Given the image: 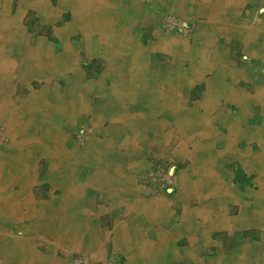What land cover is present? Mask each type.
I'll use <instances>...</instances> for the list:
<instances>
[{"label": "crops", "instance_id": "crops-1", "mask_svg": "<svg viewBox=\"0 0 264 264\" xmlns=\"http://www.w3.org/2000/svg\"><path fill=\"white\" fill-rule=\"evenodd\" d=\"M85 3L103 14L85 23L103 69L85 72V110L49 126L24 103L36 80L0 88V264H264V0ZM5 48L0 85L31 73ZM152 157L173 180L148 195Z\"/></svg>", "mask_w": 264, "mask_h": 264}, {"label": "rangeland", "instance_id": "rangeland-1", "mask_svg": "<svg viewBox=\"0 0 264 264\" xmlns=\"http://www.w3.org/2000/svg\"><path fill=\"white\" fill-rule=\"evenodd\" d=\"M16 7L17 12L11 14L9 19H0V46L9 47L3 50L4 54L9 55L8 59H13L12 52L8 49L18 47L23 65L17 70L24 73L27 69L31 73L26 77H22V74L12 82L1 83L0 88L6 93L13 84L22 85L26 82L23 80L25 78L27 81L31 78L36 80L32 82L35 88L31 87L24 103L34 109L40 108L41 123L51 126L54 121L55 125L60 116L64 117L68 108L72 107L74 111L85 110V72L96 76L103 70L96 58L91 60L85 56L86 24H90V19L93 18L91 15L102 16V9L86 4L85 0H21ZM23 9L25 16L22 14L21 17ZM181 21V18L173 15L163 18L167 30L179 33H182L179 30ZM96 29H99V23H96ZM145 30L150 32L151 28ZM77 121L71 125L70 135L72 142L76 143H73L74 147L79 148V144L84 149L85 139L90 131L85 129V120ZM47 130L50 133V129ZM47 130L41 135H48ZM56 140H59L58 137ZM58 152L61 155L65 153L62 147ZM153 158L156 157H152L150 163ZM78 258L81 259L80 264H83L84 260L79 255L73 257L72 263L75 264Z\"/></svg>", "mask_w": 264, "mask_h": 264}, {"label": "built area", "instance_id": "built-area-1", "mask_svg": "<svg viewBox=\"0 0 264 264\" xmlns=\"http://www.w3.org/2000/svg\"><path fill=\"white\" fill-rule=\"evenodd\" d=\"M173 171L171 172L163 163L156 158L152 159L150 168L141 174L140 182L144 191L148 195H154L161 191H167L171 185ZM81 259L78 258L75 264H80Z\"/></svg>", "mask_w": 264, "mask_h": 264}, {"label": "bare ground", "instance_id": "bare-ground-1", "mask_svg": "<svg viewBox=\"0 0 264 264\" xmlns=\"http://www.w3.org/2000/svg\"><path fill=\"white\" fill-rule=\"evenodd\" d=\"M46 104V103H45ZM48 136V135H47Z\"/></svg>", "mask_w": 264, "mask_h": 264}, {"label": "water", "instance_id": "water-1", "mask_svg": "<svg viewBox=\"0 0 264 264\" xmlns=\"http://www.w3.org/2000/svg\"><path fill=\"white\" fill-rule=\"evenodd\" d=\"M173 171V170H172Z\"/></svg>", "mask_w": 264, "mask_h": 264}]
</instances>
